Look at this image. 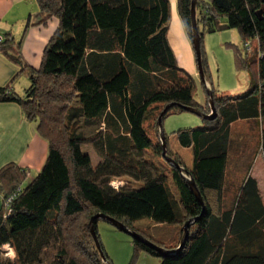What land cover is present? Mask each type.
I'll use <instances>...</instances> for the list:
<instances>
[{
	"label": "trees",
	"instance_id": "obj_1",
	"mask_svg": "<svg viewBox=\"0 0 264 264\" xmlns=\"http://www.w3.org/2000/svg\"><path fill=\"white\" fill-rule=\"evenodd\" d=\"M191 3L177 0L175 5L190 45ZM26 4L35 11L27 15L25 30L50 23L56 28L37 67L23 58L24 35L20 41L10 30L0 34V54L16 67L9 83L0 87V104L17 105L25 120L36 124L48 151L27 183L26 169L14 163L0 168V264H81L60 247L59 218L77 216L86 207L91 210L85 224L90 243L80 240L76 245L90 264L108 261L96 231L105 218L140 237L143 241L132 238L134 253L155 257L159 264H264V204L257 182L247 176L233 205L222 208L235 123L259 126L264 164V2L195 0L203 76V36L226 30L238 32L242 53L234 49L235 67L250 75L246 91L238 95L217 96L211 88L213 120H206L209 112L194 101V79L178 65L170 46L169 0ZM21 76L27 84L20 93L14 83ZM168 107L163 119L184 108L201 114L200 126L174 132L178 145L191 153L189 168L169 147L167 136L163 156L161 137L155 141L147 132L145 124L151 121L159 135L158 118ZM121 178L131 182L113 187ZM207 194H215L216 211ZM142 222L173 229L172 243L143 234L137 225ZM54 246L60 248L47 259L46 251Z\"/></svg>",
	"mask_w": 264,
	"mask_h": 264
},
{
	"label": "rangeland",
	"instance_id": "obj_2",
	"mask_svg": "<svg viewBox=\"0 0 264 264\" xmlns=\"http://www.w3.org/2000/svg\"><path fill=\"white\" fill-rule=\"evenodd\" d=\"M171 2L172 9L174 10V5H176L175 1ZM18 5L19 6L16 7L17 10H8L1 18L0 34L2 35L4 32L2 31L4 23L9 24L7 29L10 30L9 32L13 34L14 37L17 36V38L20 39V37L22 38L24 35L23 40L27 38V35L30 31L38 28L39 33L37 34V44H41L43 49L47 41H49L48 38L50 39L51 35L55 31V24L52 26L53 23H50L47 26L45 25L43 27L30 26L25 30V19L28 14H31V12L33 14V12L35 11V7L34 5H32L30 11L24 12L23 10L18 11L19 7L22 6L19 1ZM27 5L28 4H26V6ZM9 12L10 15L8 14ZM12 14L16 16L13 21H11ZM200 26L198 27L200 28ZM169 30L170 35L168 36V40L172 50L176 55L178 65L188 74H190L194 79L193 99L202 109L204 107V111L209 112L207 116H213L216 112L212 104L213 98L210 94L208 99V93H210L209 91L211 90V88L217 96L223 97L225 95H238L246 91L249 84L250 75L248 76L247 70L237 71L234 62V49L237 48L238 52L242 53V40L237 31L226 30L214 34H205L203 36V51L206 65L205 75L203 76L202 81L197 71L195 73H189L187 71L191 64V60L189 59L190 55L180 35L178 23L175 21L172 14L169 22ZM30 37L32 43H34L35 36L30 35ZM21 40L22 39H20V41ZM187 43L189 44L193 52L192 46L188 42V39ZM34 47V53L37 54V45ZM42 52L40 53L41 55L39 54L40 56H42ZM193 63L195 64L194 52ZM195 67L197 70L196 64ZM251 71L254 74L255 68ZM24 82H26L27 84V78L21 76L16 79V83L14 84L19 86ZM200 125L201 118L199 117V115L191 112L171 113L167 115V117L163 119L161 123V130L163 134L169 139V147L173 150V152L178 154V156H176L187 168L190 167L192 159L191 153L190 151L183 149L178 145L174 137V132L180 129L194 128ZM145 126L152 139L157 141L159 139V136L161 137L159 127L158 135L153 122L147 121ZM231 134L232 138L230 139V148L228 151V164L225 172L226 183L224 185L225 189L223 192L222 208L223 210L229 209L233 205L238 195L240 185L242 184L243 180H245L249 175L257 182V187L264 204V164L262 162L260 151V128L254 122H238L232 126ZM57 140L59 144L65 146V144H63L62 138H57ZM86 151L88 153L92 152V158H95L94 152L91 150V148L87 147ZM34 161L37 162V165L40 162L38 158H35ZM38 172L39 171L30 173V178L25 183L35 178ZM124 181L129 182L130 179L121 178L120 181L113 182L112 186L118 188L123 185ZM167 182L169 183L171 190L174 192V189L170 182L168 180ZM124 184H126V182ZM207 196L209 204L213 208V211H216L217 206L215 194H207ZM90 214V208L86 207L84 211L77 216L67 218L61 215L59 218L61 221L62 236L64 239V244L60 247L65 250L68 257L77 259L79 262H81V264H90L88 260L85 261L84 255L76 245V243L80 240H85L90 243V239L87 238L86 235L87 229H85V224L86 222H88ZM137 225L139 227L138 229H140L143 234L153 235V237L157 238V240L161 239L162 241L168 242L167 244L172 243L169 240V237L174 233L173 229H168V227L165 226L155 227L148 222H142L140 223V225ZM96 231L99 240L101 241L104 252L108 257V261H103L102 264H159V260L155 257L149 256L143 252L135 254L131 244V236L125 234L124 232H121L120 230H117L107 222L99 220L96 225ZM166 236H168L167 239L165 238ZM60 247L57 248L54 246L53 249H48L46 251V258H52V256L57 252L56 249H59Z\"/></svg>",
	"mask_w": 264,
	"mask_h": 264
},
{
	"label": "crops",
	"instance_id": "obj_3",
	"mask_svg": "<svg viewBox=\"0 0 264 264\" xmlns=\"http://www.w3.org/2000/svg\"><path fill=\"white\" fill-rule=\"evenodd\" d=\"M18 1L22 5L19 7L18 11L23 10L24 12H27L29 10L28 6H26L25 4L26 0H0V20L8 10H17L16 7L19 6ZM169 1L171 4V14L174 17L175 21L178 23L180 35L190 55L189 59L191 60V64L187 71L189 73H195L197 70L195 64L193 63V52L191 50V47L187 43L185 32L175 11V5L174 10L172 9L171 1H175L176 4L177 0ZM8 14L10 15V12ZM15 18L16 16L12 14L11 21H13ZM53 25L54 23L52 24V26ZM8 26V23H4L2 31H8ZM38 33V28H35V30H32L28 33L27 38L25 40H22L21 43V53L23 55V58L33 67L38 66L41 58L40 53L42 52V45L37 44ZM30 35L35 36L34 43H32ZM169 35L170 30L168 36ZM36 45L37 54L34 53V46ZM15 73L16 67L13 66L3 55L0 54V87L8 84ZM25 86L26 82L21 83L19 86L15 84L17 91L20 93L21 91H23V88H25ZM37 134L38 132L36 124L26 121L21 109L17 105L0 104V168L5 166L6 164L14 163L21 168L29 171V174L39 171L45 162L48 146L47 142ZM34 157L40 160L38 165L37 162L34 161ZM29 174L28 178H30Z\"/></svg>",
	"mask_w": 264,
	"mask_h": 264
},
{
	"label": "water",
	"instance_id": "obj_4",
	"mask_svg": "<svg viewBox=\"0 0 264 264\" xmlns=\"http://www.w3.org/2000/svg\"><path fill=\"white\" fill-rule=\"evenodd\" d=\"M262 2H264V0H261ZM194 7H195V0H192V3H191V9H190V13H191V26H192V37H191V46H192V49H193V52L194 54L196 55V58H197V61H198V65H197V72H198V75L199 77L201 78V80L203 81V73H202V70L199 66V58H200V54H199V33H198V30H197V27H196V20H195V10H194ZM211 104V103H210ZM169 109L166 108L162 114L159 116L158 118V127L160 129V134H161V141H162V148H163V156L165 155L166 153V145L164 144V134L161 130V123H162V120H163V117H164V114L166 113V111ZM185 112H191V113H194V114H198L199 116H201V114L199 112H197L196 110H193V109H189V108H184L183 109ZM213 111V110H212ZM215 118V115L213 116H206L205 119L206 120H213ZM189 189L191 190L193 196L195 197V199L197 200V202L202 205V200H201V196L199 194V192L197 191L195 185L190 182L189 183ZM203 206V205H202ZM98 218V217H97ZM104 219V218H103ZM95 220V219H94ZM93 220V221H94ZM108 224H110L111 226H113L114 228H116L117 230H120L121 232H124L125 234H128L129 236H131V238L135 239V240H138V241H143L140 237L136 236L135 234L129 232L128 230H126L124 227H122L120 224H118L117 222H115L114 220L112 219H107L105 218L104 219ZM189 225L188 223L184 226L183 228V235H182V241H181V244L180 245H183L185 239H186V236H187V229H188ZM90 233H91V236L94 240V242L96 241L95 239V234H94V230L92 229V225L90 226ZM147 243V242H146ZM145 244V243H144ZM147 246H149L150 248L154 249L155 247L151 246L149 243L146 244ZM96 247L98 248V246L96 245ZM163 251V250H162ZM161 252V250H160ZM164 252V251H163ZM162 253V252H161Z\"/></svg>",
	"mask_w": 264,
	"mask_h": 264
},
{
	"label": "bare ground",
	"instance_id": "obj_5",
	"mask_svg": "<svg viewBox=\"0 0 264 264\" xmlns=\"http://www.w3.org/2000/svg\"><path fill=\"white\" fill-rule=\"evenodd\" d=\"M209 95V94H208Z\"/></svg>",
	"mask_w": 264,
	"mask_h": 264
}]
</instances>
